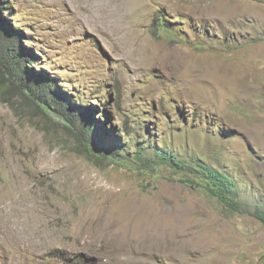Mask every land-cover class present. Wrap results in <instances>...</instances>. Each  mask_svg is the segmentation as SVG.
Returning a JSON list of instances; mask_svg holds the SVG:
<instances>
[{
    "label": "rangeland",
    "instance_id": "374dc122",
    "mask_svg": "<svg viewBox=\"0 0 264 264\" xmlns=\"http://www.w3.org/2000/svg\"><path fill=\"white\" fill-rule=\"evenodd\" d=\"M11 3L30 69L123 152L46 114L0 34V264H264V0ZM202 163L235 180L238 209Z\"/></svg>",
    "mask_w": 264,
    "mask_h": 264
},
{
    "label": "trees",
    "instance_id": "16d2710c",
    "mask_svg": "<svg viewBox=\"0 0 264 264\" xmlns=\"http://www.w3.org/2000/svg\"><path fill=\"white\" fill-rule=\"evenodd\" d=\"M11 0H0V34L5 39L2 53L3 64L15 75H21L23 81L27 76L29 79V87L35 90V93H40L42 103L40 108L49 116L63 117L72 124V127L77 126L79 120H83V129L88 130L89 143L97 148H104L110 150L113 156H122L123 146L117 145L114 148L107 147L103 143V139L100 138L96 132V120L97 117L90 115L78 106L77 102L70 101L67 93L58 84L55 78H52L50 74L42 75L37 73L34 69L31 70L27 63L33 65L37 62L35 58L36 54L30 52L20 36L16 34L14 28L7 21L12 8ZM139 154L142 153L138 150ZM159 156L166 161L171 162L172 165L185 168V164L182 160L178 159L176 155L159 154ZM118 159V158H117ZM148 162L151 159L147 160ZM200 169L204 172L205 176V189L211 194L219 197L220 200L228 204L234 209H238L240 202L237 200V190L235 180L229 175L219 171L218 169L207 166L204 163L200 165ZM184 182L191 186H198L201 183L193 179H183ZM255 216L264 224V212L257 211ZM67 260L64 255H58ZM70 264V262H68Z\"/></svg>",
    "mask_w": 264,
    "mask_h": 264
}]
</instances>
